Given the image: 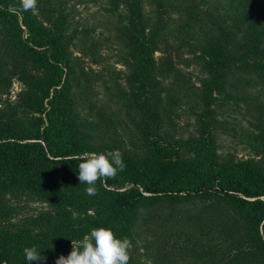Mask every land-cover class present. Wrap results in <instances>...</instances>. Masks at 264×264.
<instances>
[{
  "label": "trees",
  "instance_id": "obj_1",
  "mask_svg": "<svg viewBox=\"0 0 264 264\" xmlns=\"http://www.w3.org/2000/svg\"><path fill=\"white\" fill-rule=\"evenodd\" d=\"M120 1L128 10V25L119 32L130 57L124 63L130 93L117 85L113 98L124 106L128 124L143 132L146 152L114 179L97 181V194L89 196L78 180L82 161L77 157L94 152L92 138L105 114L87 101V112L79 115L83 86L75 75L78 58L70 50L73 35L62 21L45 26L32 9L20 11V0H0V86L7 76H16L25 86L21 105L33 114L29 121L13 115L7 122L0 115V264H27L23 249L32 246L46 257L33 264H55L60 255L70 254L71 240L92 228L111 229L123 239L132 233L142 207L199 200L211 201L206 212L215 218L205 221L204 211L197 210L170 219L175 223L167 234L185 241L180 254L200 264H264V154L258 160L221 159L206 112L198 118L197 137L160 135L181 99L174 86L208 109L212 94L228 81L223 61L201 58L207 74L201 86L180 84L171 44L160 48L148 37L142 0ZM241 7L257 23L250 40L264 44V0H241ZM156 51L164 57L155 60ZM158 76L176 80L168 87ZM20 199L38 201L44 209L18 219L14 202ZM169 255L167 245L155 240L138 258L130 255L129 264H174Z\"/></svg>",
  "mask_w": 264,
  "mask_h": 264
},
{
  "label": "rangeland",
  "instance_id": "obj_2",
  "mask_svg": "<svg viewBox=\"0 0 264 264\" xmlns=\"http://www.w3.org/2000/svg\"><path fill=\"white\" fill-rule=\"evenodd\" d=\"M142 2L150 24L148 37L160 48L165 43L171 44L172 47L168 48L170 59L177 77H182L180 84L186 82L193 88L201 86L207 77L201 58L205 61L220 58L228 76L220 92L212 94L206 110L193 95L185 96L182 89L174 86L175 93H181V99L174 106L170 122L162 128L160 135L163 131L172 140L197 137L198 118L206 112L203 117L210 124L216 152L221 159L258 160L264 154V44L250 40L257 23L242 11L241 0ZM32 10L39 23L53 26V23L62 21L67 33L73 35L70 50L78 58L75 75L83 86L79 115L83 117L87 112V101L105 114L92 138L96 143L93 153L119 150L126 165L142 158L146 152L140 143L143 132L128 124L123 105L113 98L117 85L130 93L128 71L124 65L130 57L123 33L119 32L129 22L123 2L37 0ZM153 56L155 60L164 57L158 51ZM158 78L168 87L176 80L173 77ZM24 90V84L16 76L4 79L0 86V115L5 122L13 115L26 121L33 117L21 105L20 95ZM93 121L97 122L96 119ZM152 133L148 134L152 136ZM158 142L164 144L163 139ZM210 203L209 200L192 204L164 201L142 207L132 233L126 237L132 243L130 255L138 258L136 255L144 253L145 247L156 240L160 246L167 245L168 259L174 264H200L180 254L183 250L179 247L184 246L185 241L177 242L167 232L170 225L187 212L204 211L201 216L205 221L214 219L215 216H208L206 212ZM14 204H17L18 219L37 215L44 209L42 203L33 199H20ZM171 218L175 220L170 221ZM175 246L178 248H173ZM209 247L213 250L215 243Z\"/></svg>",
  "mask_w": 264,
  "mask_h": 264
},
{
  "label": "clouds",
  "instance_id": "obj_3",
  "mask_svg": "<svg viewBox=\"0 0 264 264\" xmlns=\"http://www.w3.org/2000/svg\"><path fill=\"white\" fill-rule=\"evenodd\" d=\"M37 0H20V11H28L36 7ZM78 180L86 184L85 192L89 196L97 194V181L106 182L114 179L126 170L122 153L119 150L105 153L85 152L77 157ZM72 251L65 257L60 255L55 264H129L132 243L128 238L118 239L111 229L92 228L89 234L79 240H71ZM23 254L27 264L42 262L46 259L36 246L25 247Z\"/></svg>",
  "mask_w": 264,
  "mask_h": 264
}]
</instances>
